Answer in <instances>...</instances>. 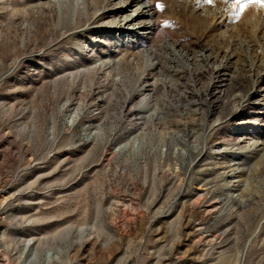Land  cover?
<instances>
[{
  "label": "rangeland",
  "instance_id": "rangeland-1",
  "mask_svg": "<svg viewBox=\"0 0 264 264\" xmlns=\"http://www.w3.org/2000/svg\"><path fill=\"white\" fill-rule=\"evenodd\" d=\"M0 264H264V2L0 0Z\"/></svg>",
  "mask_w": 264,
  "mask_h": 264
},
{
  "label": "bare ground",
  "instance_id": "bare-ground-1",
  "mask_svg": "<svg viewBox=\"0 0 264 264\" xmlns=\"http://www.w3.org/2000/svg\"><path fill=\"white\" fill-rule=\"evenodd\" d=\"M151 6H152V3H151V1H145V2H143L142 3V5H141V7H140V9H142L143 11V15L141 16V17H150V16H152V15H154L151 11H150V8H151ZM154 11V10H153ZM155 17V16H154ZM138 20V19H137ZM144 20V19H143ZM132 21V20H131ZM155 21V20H154ZM150 25V24H149ZM47 258H51V257H57L56 255H53L51 252H48L47 253Z\"/></svg>",
  "mask_w": 264,
  "mask_h": 264
},
{
  "label": "snow or ice",
  "instance_id": "snow-or-ice-1",
  "mask_svg": "<svg viewBox=\"0 0 264 264\" xmlns=\"http://www.w3.org/2000/svg\"><path fill=\"white\" fill-rule=\"evenodd\" d=\"M209 3H211V0H208ZM262 2H264V0H262ZM158 7H161L160 5H158Z\"/></svg>",
  "mask_w": 264,
  "mask_h": 264
}]
</instances>
